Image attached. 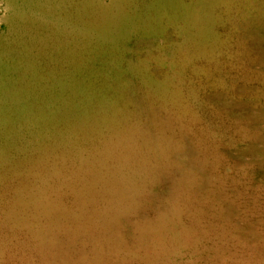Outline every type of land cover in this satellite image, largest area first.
Wrapping results in <instances>:
<instances>
[{"label": "rangeland", "instance_id": "1", "mask_svg": "<svg viewBox=\"0 0 264 264\" xmlns=\"http://www.w3.org/2000/svg\"><path fill=\"white\" fill-rule=\"evenodd\" d=\"M70 1L84 16L59 36L22 1L0 0V67L32 61L80 85L75 111L58 87L0 97V196L24 220L0 233V264H45L29 248L37 228L51 264H264V0ZM98 105L115 110H103L119 125L114 139L149 117L158 125L150 138L137 128V157L94 180L81 162L101 150L80 141L92 120L79 135L66 126Z\"/></svg>", "mask_w": 264, "mask_h": 264}, {"label": "bare ground", "instance_id": "2", "mask_svg": "<svg viewBox=\"0 0 264 264\" xmlns=\"http://www.w3.org/2000/svg\"><path fill=\"white\" fill-rule=\"evenodd\" d=\"M20 1H22V3L24 5H27L28 6V11L31 9L32 11H36L37 13H39L40 21L45 22V23H49V28L52 31V33L53 34L57 33L59 36L64 31V28L68 26V24H66V23H68V21L69 22L71 21L74 24V26L71 25V31L70 32L75 33L76 32V25L79 24L80 22H82V20H81L82 14L84 16L83 11L78 10L79 7L77 6L76 2H73V1H70V0H20ZM64 3H66V7H67V9H65V10H64V7L65 6L63 7ZM87 4H88V2H87ZM81 7H83V6H81ZM28 11H26L25 14H24V16H22L25 19L27 18L28 14H30V13L27 14ZM65 11H66V14H67L68 18H67V16L64 15ZM29 17H30V19H34L31 15H29ZM78 29L79 28H77V30ZM81 29L82 28H80V30ZM83 36H85V35H83ZM77 37H78V35H77ZM106 38H107V36H106ZM87 40H89V38ZM81 41H82V39L79 42H81ZM95 41L96 42H93L94 44L97 43L96 38H95ZM108 42H110V41H108ZM71 43H72V41H71ZM81 43H83V42H81ZM99 44H101V43L99 42ZM82 46H83V44H82ZM91 48H93V47H91ZM59 49H60V47H59ZM82 50H83V48H82ZM61 59H62V61H64L63 58H61ZM30 63H25V65H22V67H18V66L17 67H15V66H12V67H4V66L3 67H0V97L5 96V97H9V98L10 97L17 98V97L24 96V95L28 94L31 97H33V99H34L35 97H45L46 96V90L47 91H50L52 87H58V88H60L59 95H63L64 92L67 93V98L64 101H61V102H64V104H61V105H64L66 111H67V109L70 110V111L71 110L72 111H75L77 109V105L75 104L73 98L76 96L75 93L77 91H79V87H80L79 83L77 82V84L75 86H69L67 84H64V81H65V78H64V79H62L63 80V84H62V81L60 79L58 80L53 75L46 74L43 71V69L42 70H40V69L36 70L35 69V66H33V62L30 61ZM80 68H82L83 70H85L83 67H80ZM77 69L78 68H73L74 71H76ZM44 77H46L47 79L44 78ZM103 80H106V79H103ZM112 81L113 80H110V82H112ZM30 82H32V83H30ZM107 82H109V81H107ZM40 84L42 86H39ZM45 84H47L48 86L46 87ZM62 85H63V88H62ZM91 86H93V83H91ZM14 88H21V90L19 92H16L15 93V91H17V90L13 91ZM41 88H43V89L40 92V89ZM43 90H45V91H43ZM12 91L14 92L13 94H12ZM71 94L73 95V98H72V95ZM114 94H115V96H117V92H114ZM58 98H59V100H63V96L57 97V99ZM116 99L120 100V98H116ZM77 101H78V99H77ZM87 103L88 102H86L85 104H87ZM89 108L90 107H85L83 110H81V114H82L81 116L82 117H81L80 121L76 122L75 124H74V121H73L72 124H70L71 123L70 122L69 123V126L67 125L66 128L68 129V131H71V132L75 130L77 132V135H79L81 133V130H82L81 129V126L83 125V123L85 121V118L86 117H90V119L93 122V126L88 127L86 129L83 128V130H84L83 132L89 138L86 135L83 134V136L80 137V138H82V139H80V141H83L84 139H87V140L89 139L90 141L97 143V145H96L97 147L94 149V152L97 153L99 150H101V151L98 154H91L90 156H88V158L86 160H84L83 162H81L82 165L84 166V168H87L85 170V172L82 173V176H88V177H90V176L93 175L94 180H95L94 174H97L98 172H104L109 178H111L113 175L110 174V171H108V173H107L104 170V169H106V166H108V165L111 166L113 162H116V163L117 162H120L121 163V160L122 159L124 160L127 156H129L130 159L132 160L133 157L136 154L138 155V151H137V148L135 146V142H137V140L140 139V136H139L140 133L136 131L137 128H140L141 127L142 130H144V137L145 138H150V137H152L154 135L153 132H156L157 133V130L155 131L154 129H152V128H154L153 127V124H155V125H158V124L156 123V119H154L152 117H149L146 120H143V124L141 126L140 125H135L134 127L133 126L131 127L132 129L130 128L128 131L125 130V135L127 137V140H126V138H125L124 135L123 136L121 135V137L119 136V138L114 139V137H116L117 135H119L118 134V132H119V125L114 126L111 123L110 120H109V122L106 123V117H105L106 114L103 113V110L105 109L106 111L110 112L111 114L113 112H115V110H110V109H108V108H106L104 106H99V105L97 107L92 108V109H89ZM43 111H45V110L39 108L38 109V112H36V113H41V114L44 113L43 115L45 117L51 116L50 114L45 113ZM107 116H110V115L107 113ZM110 118H111V116H110ZM98 124L107 126V129H108L107 132L108 133L107 134H103V132L99 128ZM126 141H127V146L119 147V146L116 145V144H123ZM136 157H134V158H136ZM133 163H135V162H133ZM5 165L6 164L4 163L3 164V167H5V168L8 167L7 165L6 166ZM131 165H133V164H131ZM138 170H141V169H138ZM8 171H10V170H8ZM129 171H131V170H129ZM131 173H132V171H131ZM70 174H71L72 178H71V181L69 182L68 186L73 189L75 186H77V185L80 184V171L77 168H73V169L70 170ZM141 174H143V172ZM147 175L148 174H146V176ZM10 180H13V178L10 177ZM147 185H149V184H147ZM128 192H130V191H128ZM116 194H117V192H116ZM11 197L4 198V197L0 196V199L2 200L1 203L3 204L4 209H6V208L8 209L7 212H1V210H0V233L2 231H4V227H7L9 229V225H10L11 222L17 223L19 221V222H23L24 223V220L22 218L17 217V215H15V213L13 211H11L13 209V203H14L13 201L10 203L9 198H11ZM79 197H80V195H77L76 199L79 198ZM137 197H140V195H137ZM133 198H134V196H133ZM126 201H128V200H126ZM20 204L23 205V206L25 205V204H23V202H21ZM138 205L139 204H137L136 206H138ZM131 207L132 206H129L130 209H131ZM39 213H40L41 216H43V215L45 217L48 216L47 215V212H45V210H41ZM109 223H111V222H109ZM112 223H114V222H112ZM110 225L108 227H110ZM99 228H100V226H99ZM119 230H122V229H119ZM155 232H157V231H155ZM8 233H9V236L11 237V234H12L11 231L8 232ZM134 235H136V234L134 233ZM27 237H30V238H33L34 239V240H31V239L28 240V243L30 244L29 248L30 249H33V248L36 249V251L38 252V254H39L40 258H41V261H43L45 264H51L50 261H49V257H50V254L52 253V251L54 250V246L50 242H47L48 241L47 240L48 239V233L46 232L45 228H37V229H35L33 231H29L27 233ZM130 240H132V239H130ZM133 240H134V238H133ZM147 241H148V239H147ZM123 244H124V241H123ZM125 244H127V243H125ZM131 245H133V244H131ZM57 258H58V254H57ZM56 264H68V263L65 260L64 261H61L59 263L58 260H57Z\"/></svg>", "mask_w": 264, "mask_h": 264}]
</instances>
